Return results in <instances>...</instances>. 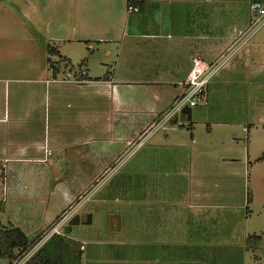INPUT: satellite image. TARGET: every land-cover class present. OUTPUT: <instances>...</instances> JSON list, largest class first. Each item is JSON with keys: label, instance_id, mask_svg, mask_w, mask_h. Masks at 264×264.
<instances>
[{"label": "crops", "instance_id": "0c3cea01", "mask_svg": "<svg viewBox=\"0 0 264 264\" xmlns=\"http://www.w3.org/2000/svg\"><path fill=\"white\" fill-rule=\"evenodd\" d=\"M133 1L143 5L134 6L137 13L127 11ZM251 4L252 0H0L2 193L15 192L13 186L16 180L22 181L23 167L43 166L49 111L59 125L58 134H73L80 146L97 136L99 106L105 107L101 114L109 132L115 121L124 127L131 116L143 118L139 135L155 124L150 137L162 142L155 167L170 165L174 180L170 185L171 180L144 182L140 187L148 189V194L143 191L137 212L125 219L130 224L123 223V242L113 250L110 242L115 241L105 233L88 256L86 248L76 245L79 264H224L217 254L226 251L221 245L237 241L243 249L245 233L221 238L231 216L227 218L225 211L233 207L225 206L221 198L231 200L232 194L226 191L220 198L217 192L245 183L242 177L247 178L259 162L253 135L264 124V28L240 40L254 18ZM222 57L224 62L207 87L196 118L191 110L190 121L178 114L161 123L162 114L183 93L179 84L185 81L192 60L214 63ZM74 64L86 71L83 82L64 80ZM182 119L189 126L191 122L206 127L238 126L242 133H227L223 139L220 136L226 134L218 133L219 140L202 144L190 136L189 143L180 131L186 126ZM71 123L75 133L69 129ZM42 133L43 143L39 140ZM80 153L85 156L84 171H97L96 151ZM34 184L24 202L40 205L53 195L42 194L35 188L38 182ZM206 186L218 190L209 195L203 191ZM68 213L63 210L54 220L45 216L43 231ZM240 220L233 225L235 230ZM0 226H13L25 234L10 222ZM59 235L76 243L66 231ZM41 246L30 250L26 261ZM234 248L235 244L228 250ZM0 264L8 260L0 259Z\"/></svg>", "mask_w": 264, "mask_h": 264}, {"label": "rangeland", "instance_id": "374dc122", "mask_svg": "<svg viewBox=\"0 0 264 264\" xmlns=\"http://www.w3.org/2000/svg\"><path fill=\"white\" fill-rule=\"evenodd\" d=\"M262 28L264 25L257 31ZM77 65L74 64L75 69L66 70V75L72 70L79 71L80 67ZM63 74L62 71L60 78ZM66 79L68 78L64 77V80ZM138 95L135 94L134 96ZM202 108L203 104L191 108L194 119ZM104 109L105 107L102 108L101 106L98 108L97 136L92 141L88 140L86 146H80L79 140L73 137V134H68L67 131H63L62 136H60L56 130L59 126L57 120L54 118V114L52 115L49 111V130L45 142L47 155L43 166L37 167L35 164H29L30 169H24L26 166L23 167V179L22 181L16 180L13 186L15 192H12V195L2 193L0 181L1 224L6 225L7 222H10V224L20 226L25 230L28 238L33 240L41 232L44 233L42 237L50 233L60 221H56L50 228L43 231L46 228V217L50 218L49 220H54L63 210L68 209L69 215L81 216V223L85 220L84 216H91L92 223L89 225L70 226L67 223L66 227L59 228L60 233L63 231L69 233V238L76 242L75 246L86 248L87 256L90 255L91 247L95 242L102 241L99 238L105 233L110 235V240L115 241L114 243L110 242L114 246L109 248L114 250L117 244L123 242L121 235L123 223L130 224L125 219L130 214L137 212L138 202L143 191L148 194V189H141L140 186L144 185V182L155 183L161 180H171L168 184L170 185L174 180V171H172L174 168L170 165H167L165 169L164 166L159 169L155 167V161L160 159L157 153L160 150L158 145L162 143L161 141L156 142L154 138L150 137L157 129L155 124L140 136L139 127L143 118L131 116L128 126L124 124L122 127L120 122L115 121L113 131L109 132L108 124L101 114ZM184 124L186 126L180 131L185 133L189 143L190 136H193L197 144H202L207 140H216L218 133L226 134L224 137L220 136V139L227 137V133H242L238 126L220 127L212 125L206 127L204 123L197 122H191L192 126H189L186 121ZM41 125L43 126L42 121ZM69 129H72V133L76 132L74 123H71ZM210 129L211 135H209ZM147 133H149L148 136L144 138ZM251 133H254V130H251ZM39 140L43 143V133ZM253 143L256 146L254 156L259 162L252 166L247 178L246 176L242 177V181L245 183L229 185L226 189L219 188L217 192L220 198L226 191L232 194L231 200L221 198L222 201L224 200L225 206H233L230 210L225 211L227 218L228 215L231 216L227 221L226 231L220 234L221 238L224 236L227 238L228 236L234 237V233L237 234L238 231L245 233L243 249L238 248L237 241L225 242V245L220 244L225 247L223 249L226 251H217V254L220 255V262H224V264L226 261L227 264H264V124H260L256 136L253 135ZM88 150L96 151L97 171H84L85 156L80 155V152ZM78 151L80 152L78 153ZM169 159H172V155L169 156ZM79 168H82L81 171H78ZM209 173H213V170ZM17 174L20 175V172ZM166 174H169L170 177L165 178ZM12 175L13 179L17 177L16 173ZM36 182H38V187L35 188L42 190V194L53 193V195L40 205H31L29 201L24 202L23 200L29 196L28 191L31 187L36 186L34 184ZM56 183H60L59 186H55ZM166 190L173 191L176 189L167 188ZM216 190L218 189L208 186L203 189L204 193L209 195H213ZM63 192H67V194L64 195ZM79 192L81 196L77 199L76 196ZM70 194L71 196H67ZM246 200H249L248 204ZM217 201L214 200V202ZM240 217L242 218L241 224L235 230L233 225L238 222ZM114 220L115 223H113ZM229 224H232L231 228ZM130 228L134 227L131 226ZM123 236L126 239L130 238ZM248 237H259V239H248ZM234 244L236 248L228 250ZM88 263L87 261L86 264Z\"/></svg>", "mask_w": 264, "mask_h": 264}, {"label": "built area", "instance_id": "2783aa9c", "mask_svg": "<svg viewBox=\"0 0 264 264\" xmlns=\"http://www.w3.org/2000/svg\"><path fill=\"white\" fill-rule=\"evenodd\" d=\"M260 0H252L251 10L253 13V20L251 21L247 31L242 34L240 40H243L246 35H251L256 32L262 25H264V3H260ZM128 12L137 13L139 9L134 6H127ZM230 50H227V53H230ZM224 62V58L216 61L214 63H207L201 59L194 58L192 60L191 69L184 82L179 85L183 89V93L175 99L172 106L162 114L161 123L170 121L174 116L181 114V111L184 107H195L198 104H201L205 101L206 90L209 86L211 79L215 76L220 66ZM86 76V71L80 69L79 71L72 72L70 71L66 77L73 82H83ZM69 214L63 215L58 224L52 229L50 233H47L45 236L36 243V245L31 249H36L40 244H42L46 239L52 234H60L59 228L62 227L69 219ZM45 237V238H44ZM44 238V239H43ZM27 254H25L20 260L16 261L15 264H23L27 259Z\"/></svg>", "mask_w": 264, "mask_h": 264}, {"label": "trees", "instance_id": "16d2710c", "mask_svg": "<svg viewBox=\"0 0 264 264\" xmlns=\"http://www.w3.org/2000/svg\"><path fill=\"white\" fill-rule=\"evenodd\" d=\"M260 1L264 3V0ZM128 5L143 7L141 2L134 1L129 2ZM53 50L48 49L49 54H53ZM43 234L41 232L30 240L19 228L0 226V258L7 259L8 264L20 260L36 245ZM250 238L259 239V237H248ZM79 261L80 251L75 244L65 236L53 234L25 264H79Z\"/></svg>", "mask_w": 264, "mask_h": 264}, {"label": "water", "instance_id": "95a60500", "mask_svg": "<svg viewBox=\"0 0 264 264\" xmlns=\"http://www.w3.org/2000/svg\"><path fill=\"white\" fill-rule=\"evenodd\" d=\"M181 114L186 115L187 121H190V119H191V108H189V107H184V108L182 109V111H181ZM79 223H80V218H79V216L75 215V216H73V217L71 218V220H70V222H69V225H70V226H76V225H78ZM82 223H84V224H88V225H89V224L91 223V216L88 215V216L86 217V221H85V222H82Z\"/></svg>", "mask_w": 264, "mask_h": 264}]
</instances>
